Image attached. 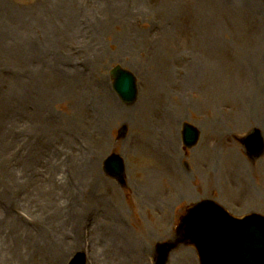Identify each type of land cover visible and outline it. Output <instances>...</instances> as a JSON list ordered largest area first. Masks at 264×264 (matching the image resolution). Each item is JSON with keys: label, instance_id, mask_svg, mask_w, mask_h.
Wrapping results in <instances>:
<instances>
[{"label": "rangeland", "instance_id": "374dc122", "mask_svg": "<svg viewBox=\"0 0 264 264\" xmlns=\"http://www.w3.org/2000/svg\"><path fill=\"white\" fill-rule=\"evenodd\" d=\"M0 31V218L15 228L0 235V264H69V230L82 247L92 224L89 264H156V245L174 238L198 187L264 214V200L242 188L244 171L254 191L264 184V159L249 162L230 143L210 159L214 138L264 126V66L248 65L264 48V0H0ZM116 65L137 76L131 107L113 91ZM184 122L201 129V151L193 176L173 172L171 188L156 140L180 147ZM114 152L127 162L126 187L102 171ZM168 264H199L197 251L182 245Z\"/></svg>", "mask_w": 264, "mask_h": 264}, {"label": "water", "instance_id": "95a60500", "mask_svg": "<svg viewBox=\"0 0 264 264\" xmlns=\"http://www.w3.org/2000/svg\"><path fill=\"white\" fill-rule=\"evenodd\" d=\"M111 74L115 79L114 88L122 100L133 103L137 98L135 77L119 66ZM185 138L189 146H193L198 140V132L186 126ZM105 170L110 175L121 176L124 163L113 156L105 162ZM189 222L191 241L198 249L202 264H264V218L253 216L238 220L211 204L202 203L190 211ZM172 248L169 244L158 246V264H166ZM73 264H84L83 255H78Z\"/></svg>", "mask_w": 264, "mask_h": 264}, {"label": "bare ground", "instance_id": "6f19581e", "mask_svg": "<svg viewBox=\"0 0 264 264\" xmlns=\"http://www.w3.org/2000/svg\"><path fill=\"white\" fill-rule=\"evenodd\" d=\"M95 2H98V0H94ZM3 31H0V42H4L6 40V36L4 34H2ZM257 47H262V46H257ZM66 56H68V53L66 52L65 54ZM56 58V57H55ZM248 65H249V70L252 72V73H257L258 72V69H261L262 66H264V48H256L253 53L251 54V56L248 58ZM187 68H185L186 70V73H187ZM96 109V107H95ZM98 112V110H97ZM97 117H98V125H97V128H98V131L102 130V115L99 113V114H96ZM156 155L161 158L162 160H164V164L167 166L169 172H174V169H175V166H176V160H175V150H176V146H175V142L172 143L170 141H167L166 139H163V138H157L156 140ZM84 153V152H80L78 153V158L81 162H84L82 160L81 157H84V156H81V154ZM172 188V186H170ZM150 191V193H149ZM145 194H149L151 196H154V198H156L157 195H155V191L153 190V186H150V187H147L145 188ZM74 223L77 224L79 222V217L76 219V216H77V213H74ZM101 217H105V215H100ZM97 217V218H100ZM5 217V216H4ZM3 218H0V235L1 236H5L8 240H10V236H9V232H8V229L11 230L12 232H14V229L15 228H12L10 226H8L6 223L7 221ZM6 217H9V216H6ZM107 218H109L108 216H106ZM96 219V218H95ZM12 222L14 223V226L15 224H22L23 225V221L21 222L18 219H16L15 221L12 220ZM94 222V221H93ZM75 227V225H73ZM93 224L90 226V241H92L94 238H93ZM70 232V236H69V242H68V245H69V250H72L73 253H77L78 251L80 250H83L84 248V230H83V234L81 235V238H82V247L80 245V239L78 238V235L75 234V231L74 229H70L69 230ZM150 238H154V236H151L150 234H148ZM12 243L14 241H11ZM7 247L9 245H6ZM16 246V245H15ZM90 256L94 258V261L97 259V255H95V251H94V247L93 245L91 244L90 245ZM16 250H18L16 247H14ZM9 249V248H8ZM21 252H24L25 254H29V252L23 250ZM13 260L17 263V264H24L25 259H19L17 258L16 256L13 257ZM27 262V261H26Z\"/></svg>", "mask_w": 264, "mask_h": 264}]
</instances>
